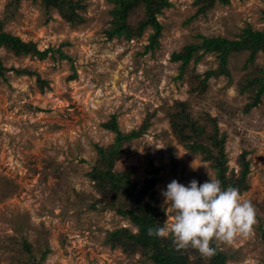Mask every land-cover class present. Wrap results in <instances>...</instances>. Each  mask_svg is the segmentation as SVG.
<instances>
[{
    "label": "rangeland",
    "instance_id": "1",
    "mask_svg": "<svg viewBox=\"0 0 264 264\" xmlns=\"http://www.w3.org/2000/svg\"><path fill=\"white\" fill-rule=\"evenodd\" d=\"M80 1L85 23L72 26L57 12L46 13L39 0H0L6 32L36 43L40 51L66 55L56 52L39 60L0 49L5 67L28 69L46 83L41 91L36 75L10 72L0 78V264H144L140 254L130 256L107 243L117 229L137 230L98 202L110 199L89 174L98 149L115 143L116 135L103 126L114 116L123 133L150 122L140 138L123 145L114 171L130 173L141 185L151 164L160 166L159 208L164 209L160 192L171 180L203 182L207 173L216 179L210 163L189 153L173 135L168 112L175 101L188 102L201 123L205 114L218 118L220 131L228 135V175H239V159L247 153L248 189L240 196L252 204L254 223L246 238L218 246L231 255L227 264H264L259 237V227L264 228V96L246 114L248 95L239 88L246 73L264 67V53L251 64L247 52L232 53L230 77L210 79L201 95L190 92L189 80L216 70L218 54L199 52V61L193 59L183 73L180 63L171 61L173 53L201 44L202 38L235 41L248 27L264 31V0H231L198 16L195 0H169L172 6L158 17L163 26L158 44L148 52L151 29L140 39H109L112 0Z\"/></svg>",
    "mask_w": 264,
    "mask_h": 264
},
{
    "label": "trees",
    "instance_id": "2",
    "mask_svg": "<svg viewBox=\"0 0 264 264\" xmlns=\"http://www.w3.org/2000/svg\"><path fill=\"white\" fill-rule=\"evenodd\" d=\"M36 1V0H35ZM46 13L55 11L59 16L72 26L85 23L81 15L86 7L80 0H39ZM114 5L111 13V26L107 31L109 39L124 38L127 41L140 39L148 29L152 30L149 37V45L145 50L155 49L158 39L162 34L163 26L158 17L165 9L172 5L169 0H112ZM231 0H195V16L205 15L215 6L229 5ZM14 5V4H11ZM6 49L15 56H30L39 60H45L58 52L59 56L66 58L61 50L46 49L40 51L34 42H25L21 38L4 30V23H0V49ZM217 53L219 67L208 71L203 78L192 76L189 80L191 93L204 94L208 91V81L221 76L230 77L227 68L232 53H248L247 63L254 62L258 53H264V31L254 30L252 27L245 29L243 35L235 41L225 38H202V43L190 45L182 51L173 53L171 61L180 63L182 73L194 59L196 62L201 58L198 53ZM14 72L17 76H37L38 86L44 91L45 82L40 76L28 69L7 68L0 59V78ZM241 94L248 95V103L243 112L250 113L257 108L264 96V67L255 68L245 74L239 82ZM171 131L177 141L186 150L193 154L201 155L205 162H209L216 171V179H219L222 188L234 187L239 194L247 191V177L250 173L249 162L246 161V152L239 159L240 173L234 176L233 172L228 175L227 155L225 143L227 134L220 131L217 117L205 114L202 123L195 119L190 111L188 102L175 101L174 106L168 112ZM150 122L144 121L138 131L123 133L118 125L116 117L104 124V128L116 135L115 143L110 147L98 149L96 166L90 172L89 177L95 182L96 187L109 196L107 203L102 199L98 202L115 211L123 219L137 230L134 233L128 228H120L110 233L107 243L115 249H121L127 255L140 254L144 264H227L231 255L215 245L216 251L211 257L202 256L192 248L177 250L171 243L170 238H157L148 236L147 228L160 226L164 223V209L158 207L159 200L155 186L160 178V166L151 164L149 178L141 185L132 180L130 173L114 171L115 161L122 154L125 143H129L141 137L149 128ZM259 237L264 245V228L259 227ZM24 248L30 253L31 247L24 242ZM46 253V252H45ZM43 257H45V254ZM195 254L197 256L191 255Z\"/></svg>",
    "mask_w": 264,
    "mask_h": 264
},
{
    "label": "clouds",
    "instance_id": "3",
    "mask_svg": "<svg viewBox=\"0 0 264 264\" xmlns=\"http://www.w3.org/2000/svg\"><path fill=\"white\" fill-rule=\"evenodd\" d=\"M207 176L203 182L192 179L187 185L173 179L161 190L166 219L160 226L148 227V236L170 238L177 250L192 248L211 257L215 245L250 234L255 216L252 204L236 188H222L219 179Z\"/></svg>",
    "mask_w": 264,
    "mask_h": 264
}]
</instances>
